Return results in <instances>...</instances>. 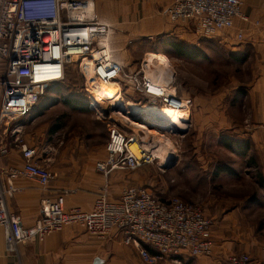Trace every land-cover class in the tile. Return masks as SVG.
Returning <instances> with one entry per match:
<instances>
[{"label": "built area", "instance_id": "1", "mask_svg": "<svg viewBox=\"0 0 264 264\" xmlns=\"http://www.w3.org/2000/svg\"><path fill=\"white\" fill-rule=\"evenodd\" d=\"M93 0H0V121L28 115L46 88L62 81L65 67L78 58L86 83L87 72L93 79L128 81L145 97L161 105L185 109L187 100L174 89L159 84L143 71L128 73L111 61L106 43L109 26L93 18ZM167 19L176 24L191 23L201 37L243 38L236 21L246 24L242 0H172L164 9ZM90 64H84V60ZM87 96V87L84 85ZM89 100V98H88ZM89 103V102H88ZM125 136L111 123L107 129L105 158L94 163L104 182L88 211L64 209L63 194L39 202V215L29 226H22L6 207L15 191L12 180L18 176L34 179L44 186L51 177L46 167L33 161L36 151L15 139L23 159L20 169H0V227L5 252L21 264L18 245L29 239L41 240L64 225L79 224L91 236L104 238L112 231L122 234V243L136 248L144 264H158L179 254L208 256L212 219L199 203L177 196L158 199L145 187L126 186L117 199L108 196L106 176L112 169L132 170L151 160L144 148L133 154ZM151 249V251L148 250ZM229 264H254L246 253L230 255Z\"/></svg>", "mask_w": 264, "mask_h": 264}, {"label": "rangeland", "instance_id": "2", "mask_svg": "<svg viewBox=\"0 0 264 264\" xmlns=\"http://www.w3.org/2000/svg\"><path fill=\"white\" fill-rule=\"evenodd\" d=\"M256 13L255 10V15L248 17V23L236 21L232 29L224 31L232 35L236 27H241L243 38L238 43L231 37L226 41L224 37L200 36L197 41L203 54L197 60L170 58L172 63L164 72L160 70L166 63L163 56L164 61L154 56L157 63L154 68L142 64L154 81L173 88L177 97L187 100L185 109L181 110L182 125L172 124L174 113L179 110L145 97L128 81L119 84L114 81L117 93L109 103L98 98L97 102L88 86L96 111L65 108L59 103L64 95L80 94L88 105L79 58L66 65L61 83L46 88L32 113L36 114L46 104L58 103L52 113L61 118V141L68 138L72 129L89 138H100L102 127L92 120L96 115L105 121L106 131L113 123L125 136H132L131 141H137L138 149L142 147L153 155L149 162L135 169H122L124 177L133 175L138 186L145 187L158 199L177 196L200 203L201 207L217 213L216 219H224L231 212L229 218L235 225L243 219L252 224L254 232L264 236V167L258 163L256 148L248 137L252 119L247 89L263 60L259 56L263 51L257 48L264 45V16ZM161 45L164 52V44ZM171 70L175 71L173 78ZM90 76L89 73L88 80ZM146 106L153 108L152 116L145 113ZM209 117L212 123L208 129L205 124ZM129 121L145 125L154 135L143 134V130L134 128ZM229 143L234 150L224 147ZM242 151L245 152L240 154ZM223 167L233 172L222 171Z\"/></svg>", "mask_w": 264, "mask_h": 264}, {"label": "crops", "instance_id": "3", "mask_svg": "<svg viewBox=\"0 0 264 264\" xmlns=\"http://www.w3.org/2000/svg\"><path fill=\"white\" fill-rule=\"evenodd\" d=\"M171 1L93 0V18L107 24L110 29L106 47L111 61L121 65L128 73L143 71L149 76L142 64L146 67L152 65L154 68L153 65L157 64L154 56L166 58V63L160 69L162 72L167 65H171L170 58L180 61L188 59L184 57L186 47L191 50L192 58L189 59H199L197 51H201V48L197 39L200 36L193 31L191 23H172L163 14V9ZM242 3V10L248 17L255 15V10L257 15L259 13L264 16V0H242ZM161 43L164 44V52H161ZM257 50L263 51L259 53L263 60L258 64L253 82L247 89L251 108L249 116L252 119L248 137L256 148L254 151L257 160L260 159L258 163L264 167V45ZM174 72L172 71V78ZM92 79L90 76L88 86L97 102L98 99L103 101L90 85ZM63 97H60L59 103L65 108L76 110L64 103ZM57 104H46L36 114L32 113L33 108L28 115L12 122L0 121V169L22 167L23 159L15 141L20 139L28 147L35 149L33 161L46 167L51 174L44 186L26 176H18L12 180L16 189L7 198L6 207L16 215L22 226L31 225L38 217L39 202L44 197L53 199L56 195L63 194L64 209L90 210L93 199L104 182L102 175L95 171L94 163L103 160L106 155L105 121L97 115L92 119L102 127L100 138H89L72 129L68 138L61 141V118L52 113V108ZM135 105L133 104L134 107L142 108ZM83 108L77 111L95 110L89 103ZM144 108L146 114L153 115V108ZM209 120L205 124L208 129L211 128V117ZM121 172L122 169H112L106 176L110 199H117L127 184L142 187L138 186L136 177H124ZM202 208L204 214L212 219L210 255L190 257L179 254L163 259L158 264H229L228 257L238 253L248 254L254 264H264V236L254 232L252 224L241 219L235 225L234 220L229 218L232 217L231 212L224 219H216L217 213H213L212 209L208 211L204 206ZM148 250L151 251L149 248ZM18 256L21 264H144L134 246L122 243L119 231H112L107 237L98 238L89 235L76 223L64 225L60 230L46 234L41 240H26L18 245ZM0 264H17L16 259L5 252L1 227Z\"/></svg>", "mask_w": 264, "mask_h": 264}, {"label": "bare ground", "instance_id": "4", "mask_svg": "<svg viewBox=\"0 0 264 264\" xmlns=\"http://www.w3.org/2000/svg\"><path fill=\"white\" fill-rule=\"evenodd\" d=\"M159 59V58H158ZM84 60V64H90L89 60ZM86 83L84 84L86 87H87V91H88V95H89V99H90V90H89V87H88V77H89V71L87 72V76H86ZM90 85L93 87L94 91L96 92V94L98 96H100L102 99L106 100V101H109V100H112L114 98V96H116V93H117V86H115L114 84V81L113 80H101V81H98L96 79H92L90 81ZM116 99V98H115ZM89 103L93 106V107H96L93 103V101H91V99L89 100ZM167 106V105H165ZM179 111H176L174 113V122L172 124L174 125H182L180 123L181 121V118H182V112H181V108H175ZM118 114V112H115ZM130 125H132L134 128H137V129H141V131L143 130L144 133L143 134H151V135H154L152 130H149L145 125L143 124H139V123H135V122H131L129 121ZM151 131V132H150ZM132 137V136H131ZM150 138V137H149ZM132 140V139H131ZM146 142V141H145ZM129 150L135 154L136 156L139 155V149H138V143L136 140L133 141H130L128 144H127ZM153 156V155H152Z\"/></svg>", "mask_w": 264, "mask_h": 264}, {"label": "trees", "instance_id": "5", "mask_svg": "<svg viewBox=\"0 0 264 264\" xmlns=\"http://www.w3.org/2000/svg\"><path fill=\"white\" fill-rule=\"evenodd\" d=\"M197 52H199V56L201 57L202 56V51H197ZM184 57L185 58H192V54H191V50H189V49H187V47L185 48V50H184ZM64 75H65V72H64ZM63 79H64V77H63ZM62 79V80H63ZM62 81H60V82H57V83H61ZM57 83H55V84H57ZM54 84V83H53ZM82 97H81V95L80 94H76V95H64V97L62 98V101L64 102V103H67V104H69L70 106H72V109H76V110H83L84 108V106H86L87 105V102H86V100L85 99H81ZM89 106L90 107H92V108H94L90 103H89ZM165 106V105H164ZM233 145H237L236 144V141H233ZM225 148H227V149H230V150H234V148H233V146L231 145V143H229V145H227V144H225V146H224ZM245 151H242V153H240V154H243ZM250 158H252V156L250 157ZM222 171H225V172H227V173H232L233 171L231 170V169H229L228 167H223L222 169H221Z\"/></svg>", "mask_w": 264, "mask_h": 264}]
</instances>
